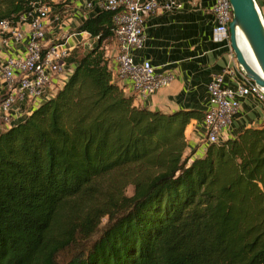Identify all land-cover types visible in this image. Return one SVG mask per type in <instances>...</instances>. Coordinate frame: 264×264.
Returning a JSON list of instances; mask_svg holds the SVG:
<instances>
[{
	"label": "trees",
	"instance_id": "1",
	"mask_svg": "<svg viewBox=\"0 0 264 264\" xmlns=\"http://www.w3.org/2000/svg\"><path fill=\"white\" fill-rule=\"evenodd\" d=\"M35 1L0 0V21ZM113 17L85 19L96 45H75L65 84L0 130V264H264V123L188 154L206 112L134 103L103 47Z\"/></svg>",
	"mask_w": 264,
	"mask_h": 264
},
{
	"label": "built area",
	"instance_id": "2",
	"mask_svg": "<svg viewBox=\"0 0 264 264\" xmlns=\"http://www.w3.org/2000/svg\"><path fill=\"white\" fill-rule=\"evenodd\" d=\"M60 3L67 7V0H36L32 11L23 14L16 24L7 19L0 21L1 41L4 44L10 41L23 48L19 54H13L5 47L0 50V119L3 128L12 124L14 118L11 112L18 102H36L54 95L73 71L67 58L74 47H66L61 37L48 36L50 24L61 17L56 6ZM95 5L114 13L118 80L142 100L169 86L174 78L171 72H157L149 60L137 62L133 53L144 45V22L149 14L158 9V1L85 0V8ZM173 6L181 7V4L175 1L165 4L168 9ZM212 10L217 21L213 31L214 40H228L235 54L230 41V23L233 19L230 0H214ZM227 74L234 75L231 69L215 75L208 87L210 107L203 120L207 144L222 142L240 112L241 98L255 95L264 100V91L250 79L237 80L236 88L226 85ZM30 110V107L23 108V113Z\"/></svg>",
	"mask_w": 264,
	"mask_h": 264
},
{
	"label": "crops",
	"instance_id": "3",
	"mask_svg": "<svg viewBox=\"0 0 264 264\" xmlns=\"http://www.w3.org/2000/svg\"><path fill=\"white\" fill-rule=\"evenodd\" d=\"M157 1L158 9L149 14L144 22V45L133 53L137 62L149 60L157 72H171L174 78L169 86L157 90L144 100L136 98L135 103L163 112L182 109L206 112L210 107L208 87L215 75L231 69L234 75L225 76V84L231 88H236L237 80L248 79L240 70L228 40L215 41L213 38L217 22L212 10L214 0ZM170 1L180 3L181 7L166 8L165 4ZM256 2L264 18V0ZM69 7L68 12H63L64 17L50 24L48 36L61 37L65 46L71 49L76 44H84L88 48L92 43L89 34L78 31L77 27L88 17L97 15L101 8L98 5L85 8V0H76ZM59 8L63 9L62 6ZM3 47L13 54L23 51V48L13 42L4 44L0 37V50ZM105 48L106 54L111 57L110 66L116 79L117 62L114 57L117 55V45L114 41H109ZM52 96L36 102H18L16 109L11 112L14 118L12 124L23 119V108L30 107L32 110ZM240 101V112L222 141L236 137L245 128L264 123V100L248 95ZM203 120L192 119L185 131L188 142L186 152L193 154V157L204 155L209 145L205 141L206 128Z\"/></svg>",
	"mask_w": 264,
	"mask_h": 264
},
{
	"label": "water",
	"instance_id": "4",
	"mask_svg": "<svg viewBox=\"0 0 264 264\" xmlns=\"http://www.w3.org/2000/svg\"><path fill=\"white\" fill-rule=\"evenodd\" d=\"M230 2L233 11L230 41L239 68L245 77L264 91L263 15L256 0H230Z\"/></svg>",
	"mask_w": 264,
	"mask_h": 264
},
{
	"label": "rangeland",
	"instance_id": "5",
	"mask_svg": "<svg viewBox=\"0 0 264 264\" xmlns=\"http://www.w3.org/2000/svg\"><path fill=\"white\" fill-rule=\"evenodd\" d=\"M73 2V4L75 3V1L76 0H67V7L66 8H64V4L63 3H60V4H56V6L59 8V6H62L63 7V9H60L59 8V13H60V16L61 17H64V14H63V12L64 11H66V12H68L69 11V9H70V7L69 6H72L73 4H69V2ZM102 11V10H101ZM59 16V17H60ZM113 20H114V17H113ZM82 32H84V31H82ZM87 33V32H86ZM90 36V35H89ZM91 38V37H90ZM97 39V38H96ZM96 39H94V38H91V41H92V43L89 45V47L88 48H85V50H89L92 46H95L96 45ZM109 41H114L115 42V44L117 45V40H116V38H115V36L113 35V36H111L110 38H108L105 42H104V48H105V45H108V43H109ZM77 45V44H76ZM84 50V49H83ZM105 51H106V48H105ZM117 52H118V50H117ZM107 55V54H106ZM108 56V55H107ZM109 57V56H108ZM115 59H116V57H114ZM109 59H111V57H109ZM117 62V61H116ZM119 84H120V86H122L123 88H124V90H125V92L127 93V94H130V95H133L134 96V103H135V100H136V98H139L136 94H134V93H132V91L129 89V88H126L124 85H125V83H121L119 80H118V78H117V76H116V79H115ZM139 99H141V98H139ZM136 104V103H135ZM136 105H139V104H136ZM1 123H2V121H1V119H0V130H1ZM126 194H128V195H132L133 193H134V187L130 184V185H128L127 187H126ZM84 214V212L82 213V215ZM78 218H80V219H82V216L81 215H79V217ZM106 220H107V217H105V218H103L102 219V225H104L105 223H106ZM78 221H81V220H78ZM70 255H71V252H70V250H67V249H62L59 253H57L56 254V259H57V261L58 262H60V263H63V262H65L69 257H70Z\"/></svg>",
	"mask_w": 264,
	"mask_h": 264
}]
</instances>
